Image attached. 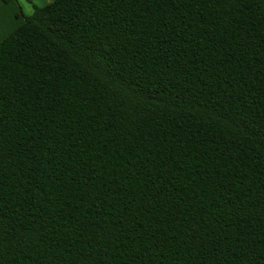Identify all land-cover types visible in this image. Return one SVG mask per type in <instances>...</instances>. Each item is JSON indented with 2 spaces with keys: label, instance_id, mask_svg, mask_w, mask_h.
Here are the masks:
<instances>
[{
  "label": "trees",
  "instance_id": "trees-1",
  "mask_svg": "<svg viewBox=\"0 0 264 264\" xmlns=\"http://www.w3.org/2000/svg\"><path fill=\"white\" fill-rule=\"evenodd\" d=\"M0 264H264V0L24 16L0 42Z\"/></svg>",
  "mask_w": 264,
  "mask_h": 264
},
{
  "label": "crops",
  "instance_id": "crops-1",
  "mask_svg": "<svg viewBox=\"0 0 264 264\" xmlns=\"http://www.w3.org/2000/svg\"><path fill=\"white\" fill-rule=\"evenodd\" d=\"M53 0H0V42L24 23L35 6L45 7Z\"/></svg>",
  "mask_w": 264,
  "mask_h": 264
}]
</instances>
